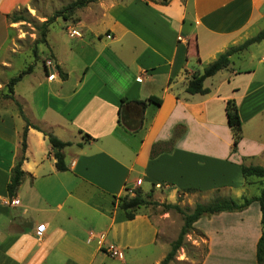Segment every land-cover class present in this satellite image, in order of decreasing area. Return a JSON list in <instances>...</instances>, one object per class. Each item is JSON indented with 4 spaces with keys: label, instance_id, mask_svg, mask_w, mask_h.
<instances>
[{
    "label": "crops",
    "instance_id": "crops-1",
    "mask_svg": "<svg viewBox=\"0 0 264 264\" xmlns=\"http://www.w3.org/2000/svg\"><path fill=\"white\" fill-rule=\"evenodd\" d=\"M31 1L0 0V13L5 18ZM92 5L81 9L85 15L77 11L74 27L80 37L77 27L89 31L90 41L78 46L57 36L60 41L52 44L49 34L47 49L56 69L41 71L24 100L17 86L27 76L16 86L29 121L72 143L63 150L68 170L61 172L48 138L29 129L22 165L27 176L17 205L11 204L7 185L22 154L25 122L0 116V264H161L165 252L148 259L154 254L149 247L164 239V226L145 208L129 221L114 205L116 197L141 190L149 201L176 204L180 192L190 189L254 197L241 166L264 167V77L258 78L255 68L238 70L232 61L205 81L209 94L191 95L186 88L222 53L264 29V0ZM86 17L94 21L92 30ZM53 73L57 76L48 80ZM152 97L161 105L149 102ZM231 99L243 127L236 153L226 115ZM246 124L258 131L255 139L244 132ZM156 144L161 148L152 156ZM261 220L257 202L241 212L202 217L194 224L207 244L200 264H258ZM43 224L47 229L39 237L36 230Z\"/></svg>",
    "mask_w": 264,
    "mask_h": 264
},
{
    "label": "rangeland",
    "instance_id": "rangeland-1",
    "mask_svg": "<svg viewBox=\"0 0 264 264\" xmlns=\"http://www.w3.org/2000/svg\"><path fill=\"white\" fill-rule=\"evenodd\" d=\"M70 1L72 0H33L28 6L20 7L8 13L9 15L15 13L16 15L25 17V21L18 23H12L10 19L4 18L0 13V116L3 114L6 116L12 114L14 115V120L20 118L15 102L4 98V95L7 93L6 86L12 77L17 76L20 72L27 69L28 66L33 65L34 73L31 75L29 74V76L27 75L28 78L25 77L22 84H19V86H17L18 84L16 85L17 94L23 99V97H27L30 84L40 76L41 71L44 72V70H49L46 63L52 60V55L47 49L48 42H42V24L69 4ZM152 1L167 3L169 0ZM90 5L87 7H94L92 4ZM78 15H85V12L78 10ZM78 15L76 12L68 22L63 18H57L48 28L47 40L50 34L52 44H57L56 40H58V42L60 41L58 38H63L65 42L78 46L88 43L92 37L91 33L82 29V27H77L82 30V37H76L70 34V28L75 30L78 25ZM83 20L91 30L95 27L92 18L86 17V19ZM50 31L52 32L50 33ZM57 36L58 38H56ZM263 58L264 41L253 45L249 50L241 53L240 56L233 57L232 66L241 71H245L248 68L258 69V78L262 79L264 77ZM14 97L22 105L20 100L16 98V91ZM23 129L24 128H22L20 133V139ZM244 132L250 139H255L257 137L256 133H258V131L255 133V128L252 124H246ZM261 137L264 138V130L261 133ZM223 140L225 141L224 143H226V139ZM148 185L149 184H146L144 188L147 191H151V186ZM234 191L236 190H221L214 192L187 190L180 192L181 197L178 196L176 204H179L185 212L189 213L194 210L197 204L206 205L217 199L236 198L241 196L238 195L239 193L237 191ZM248 192L250 196H258L260 194V188L259 186H253L250 187ZM150 202L152 204L148 205L145 209L150 216H152L155 223L164 226L165 236H163L164 239L160 245L149 247L152 253L154 251V254L148 259L149 263L162 252H165L166 255L169 253L171 244L178 238L184 225L183 215L173 210L166 212L161 206V204H163L162 200L151 199ZM185 244V247L179 250L175 260L170 264H200L202 262L207 251L204 235L194 228L186 237Z\"/></svg>",
    "mask_w": 264,
    "mask_h": 264
},
{
    "label": "trees",
    "instance_id": "trees-1",
    "mask_svg": "<svg viewBox=\"0 0 264 264\" xmlns=\"http://www.w3.org/2000/svg\"><path fill=\"white\" fill-rule=\"evenodd\" d=\"M99 0H72L63 7L60 11L56 12L52 17H50L45 23L42 24V42L47 43V33L49 26H51L57 18H63L69 21L72 16L78 11L92 3H96ZM7 19H10L12 23H18L25 21V17L22 15H6ZM264 40V30H262L255 37L246 40L243 44L238 46L230 47L226 52L222 53L214 62L210 63L203 71V73L195 74L191 77L187 84L186 91L191 94H201L206 95L210 93V90L205 87V81L218 74L220 71L228 69L232 64V57L234 55H240L241 53L248 50V48L254 44L260 43ZM34 70V66L30 65L27 69L20 72L17 76L12 77L6 86L7 93L4 95L5 99H10L15 102L17 107L19 117L25 122V127L22 132L21 137V156L18 159L14 169L11 173V179L7 185V191L10 201L14 200L17 196V192L27 176V173L23 171L22 165L26 160V148H27V135L30 128L42 131L40 127L33 125L29 119L25 116L22 105L15 99V87L23 80V78L31 74ZM59 74L62 78L66 77V74L58 67ZM149 102L161 105V101L156 98H150ZM226 115L228 120V126L233 133V147L232 153L238 151L240 142L243 140V127L242 120L239 114L238 105L234 99L227 102L226 105ZM44 135L48 138L50 144L56 149L55 159L56 168L58 171L64 172L68 170V166L65 161V156L63 150L72 145L70 142L61 141L56 135L49 132H44ZM88 138H91L87 135ZM161 144H156L153 148L152 156L159 154V149ZM241 172L246 180L247 185L250 187L259 186L260 194L254 197L243 196L240 199L234 198H223L217 199L210 204H197L193 211L187 213L179 204H168L163 203L161 206L169 211H176L182 214L184 217V225L178 238L171 244V249L167 254L166 258L161 264H170L175 260L177 253L183 247H185L186 237L194 230V224L198 222L204 216H212L220 214L223 212H241L250 207L253 203L257 202L260 205L262 213V236L257 245V261L258 264H264V167L261 166H241ZM195 189H190L192 191ZM152 204L147 197L143 195L141 190H136L134 195L126 193L120 197H116L114 200V205L118 206L124 211L126 218L129 221L136 219L139 215L140 210L148 207ZM156 204V203H154ZM158 204V203H157Z\"/></svg>",
    "mask_w": 264,
    "mask_h": 264
},
{
    "label": "built area",
    "instance_id": "built-area-1",
    "mask_svg": "<svg viewBox=\"0 0 264 264\" xmlns=\"http://www.w3.org/2000/svg\"><path fill=\"white\" fill-rule=\"evenodd\" d=\"M71 34L73 36H79V37L81 36V33L77 30H72ZM46 64H47L48 69H50V68L56 69V66L54 65V62L52 60L48 61ZM56 76L57 75L53 73V74L48 75L47 78L49 80H53ZM157 187H160V185H157ZM18 203H19V201L17 199L12 200V202H11V204H13V205H17ZM46 229H47V225H45V224L40 225L37 227L36 234L39 237H41L44 234V232L46 231ZM106 250L108 252L114 253L116 248L114 246H109Z\"/></svg>",
    "mask_w": 264,
    "mask_h": 264
}]
</instances>
